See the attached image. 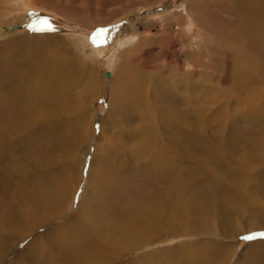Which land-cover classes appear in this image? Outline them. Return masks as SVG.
Here are the masks:
<instances>
[{
	"label": "bare ground",
	"instance_id": "bare-ground-1",
	"mask_svg": "<svg viewBox=\"0 0 264 264\" xmlns=\"http://www.w3.org/2000/svg\"><path fill=\"white\" fill-rule=\"evenodd\" d=\"M237 1L223 0L216 4L217 11L226 16L216 17L210 11L209 19L216 17L218 26L208 19L204 23L200 21L199 15L207 0L190 3L183 0L171 10L175 0L159 5L166 11L163 17L178 15L184 19L185 32L193 31L195 36L206 40L209 36L215 38L214 52L220 54L223 48L244 50L234 54H240V59L250 64L251 75L246 82L263 86L264 0H239L243 13L240 18L235 16ZM50 4L63 8L74 6L69 0H26L25 5L49 14L51 11L43 8ZM144 7L136 8V16L142 15L139 12ZM81 9L84 11L85 7ZM5 13H0V38H10L0 42V264H139V260H156L155 253L143 250L168 236L169 239L195 238L191 243L177 246L180 262L172 264H229L231 251L225 250L222 241L245 232L234 228L230 218L264 203V172L254 175L256 183L248 177L256 166L264 163L263 111L253 107L255 115L249 122L250 129L206 155V146L193 139L188 128L176 126V119L164 121L168 110L154 109L165 115L160 118V130L149 128L145 137L137 141L139 153L150 161L148 165L132 172L123 163L114 164L107 148L97 157L94 151V158L86 166L88 169L85 170L86 162L80 168L70 195L68 177L76 171L70 162L71 156L77 142L87 139L82 125L89 126L88 119L81 124L80 117H72L83 111L76 100H70V89L77 82L74 77L79 74L69 67L70 60L49 59L48 55L46 58L45 48L57 38L11 37L14 30L28 24L29 16L6 19ZM15 24L18 25L15 27ZM134 26L123 23L121 26L117 22L116 28L109 27L112 44L120 38L132 44L137 36L129 33ZM201 28L209 29L211 35L205 36ZM93 41L87 42L88 45ZM215 63L220 65V59ZM245 68L234 69L243 72ZM133 77H127L126 83V75L121 76L120 81L125 82L123 86L120 84L122 89L118 81L111 84V91L117 86L120 87L117 91H122L119 93L122 99L110 96L112 107L118 100L122 110L139 103L142 111L146 96L157 98L150 91L143 94L142 89L149 86L148 80ZM258 88L252 86L251 95L248 94L250 105L253 101L264 103V91ZM93 136L92 130L81 161L91 153L89 145ZM233 154L239 155L237 160L227 162ZM84 176L87 182L80 203L67 219L58 223ZM220 213L226 218L219 219L217 224L215 218ZM42 228L46 229L37 235ZM261 229L264 226L247 232ZM34 234L37 236L19 249ZM243 250L232 264H264V241L247 244ZM138 252L137 257H131ZM12 253L15 255L11 256Z\"/></svg>",
	"mask_w": 264,
	"mask_h": 264
},
{
	"label": "rangeland",
	"instance_id": "rangeland-1",
	"mask_svg": "<svg viewBox=\"0 0 264 264\" xmlns=\"http://www.w3.org/2000/svg\"><path fill=\"white\" fill-rule=\"evenodd\" d=\"M69 1L71 4L74 2L72 4V6L74 5L73 7H64V9L63 6H54L56 4L54 3L49 5V7L53 8L52 10H49V7L43 8L45 9L44 11H51L48 14L41 10L28 9L25 5L26 0H1L0 13L6 12V19H15L25 14L29 16L28 24L14 30L15 34H12L11 37L25 36V39L28 37H37L36 39H39L45 35L51 38L54 37V39L57 38V41L53 42L54 44H50L45 48L46 58L49 56V59L61 57V59L70 60L69 67L71 66L74 73L79 74L74 77L77 82L70 89V100L77 101L80 106L79 109L83 110L81 112L84 115L79 112L72 117L74 119L80 117L81 124L88 119L89 126L85 127L82 125V128L84 127V130H86L85 137L87 139L77 142L71 156L70 162L75 165L73 167L76 171L71 175L72 177H68L67 187L70 195L77 182L80 168L86 162L85 170L88 169L86 166L88 162L91 163L94 151L97 157L99 152L102 153L107 148L111 152L114 164L118 163L121 166L123 163L132 172H136L148 165L150 161L139 153L137 141L141 137H145L149 128H151L150 130L154 129V131L160 130L161 119L165 115L159 111L156 112L154 109L168 110L169 113L164 121H168L170 118L173 121L176 119V126L188 128L194 136L193 139H197L206 146V155L213 154L211 150L220 148V145H228L230 141H235L233 138L250 129L251 123L249 124V122L255 115L252 110L253 107L261 109L264 114L263 102L253 101L252 105L248 103L247 98L249 93L251 95L252 86H259L258 90L263 92L264 85L260 86V84L255 83L251 86L250 83L246 82L248 75H251L250 70H248L250 64L244 59L241 60L240 54H234L235 51L244 53V50L233 48L235 50L230 51L228 48H223L220 54L219 51L214 52L212 48L217 45V40L209 36L211 35L208 32L210 31L209 29L206 28L207 31L201 28L202 33L205 36H209L206 40L195 36L193 31L185 32L184 19L182 17L178 15L166 17V14L164 17L162 16L166 11L162 10L163 6L159 5V3L169 0ZM182 1L175 0L169 10L177 7ZM191 1L193 2V0H189V3ZM222 1L207 0V6L200 12V21L204 23L208 19L213 25L218 26L219 23L215 18L220 17V14L226 16L225 13L217 11L218 7L216 4H220ZM240 5L241 2L238 0L235 11L237 18L243 15ZM154 6L160 7L155 8ZM38 7L40 9L41 6L39 5ZM83 7H85V12L81 9ZM140 7H144V10L142 9L139 12L142 15L136 16V8L139 9ZM155 9H157V12ZM132 11L133 13H131ZM210 11L217 15L213 20L212 18L209 19L211 16ZM151 15L155 17L152 18ZM75 17L78 19H74ZM114 17L116 20L112 21ZM79 19L81 20L79 21ZM121 21L123 24H127V27L135 24L132 32L129 33H136L135 35L137 36L132 44H128V41L123 38H120L114 44L110 40L108 28L111 26L116 28L117 22L122 26ZM138 21L140 23H137ZM104 24L106 26H102ZM17 25L15 24L14 26L16 27ZM3 27L5 28L6 26L3 25ZM112 32L110 31V33ZM116 33H119V31ZM9 38H0V42ZM94 39L96 41H93ZM92 41L94 43L88 45L87 42ZM219 59L221 66L215 63ZM241 66L246 67L243 72L236 70L237 67ZM107 72L109 73L108 80L106 79ZM124 75H126V83H128L131 76L132 78L136 76L137 79H141L142 76V80H148L147 85H149L142 89V91L144 90L143 94H147L146 91H150L149 93L153 96L156 94L157 98L146 96L148 97L146 98L147 102L144 104L142 111L139 103H134L135 106L132 104L134 108L127 106L123 110L118 100H116L115 106L113 105L112 107V104H110V96L115 97L117 95L120 96L118 99H122L121 94H119L122 91H117V89L120 88V84H125L122 79L120 81L121 76L124 77ZM111 78L113 80L108 82ZM116 81H118L117 85L119 86L111 91V84L116 83ZM122 86L120 89H122ZM92 130L94 136L93 141L89 145L91 153L89 152L90 154L83 159L84 161H81L82 155L86 152L87 144L90 141L89 136L92 134ZM237 157L239 155L233 154V157L228 159L227 162H235ZM263 169L264 163L256 166L248 174V177L256 180L254 175L264 172ZM84 173L86 172L84 171ZM86 182V176H84L83 181L75 187L77 190L74 198H72L71 202L68 200L66 203L63 209L64 212L61 213V217L57 221L58 223L67 219L77 208ZM256 182L257 180L254 181V183ZM224 218L226 216L220 213L218 218H215L216 223L218 224ZM229 221L234 228L245 230L239 236L230 237L222 241L225 250L231 251L229 264H232L240 253L244 251L243 249L247 244L264 241V229L247 232L252 228L264 226V203L234 214ZM45 229H40L36 234L39 235ZM36 234L22 242L19 249L36 237ZM193 239L195 240L191 236L176 237L174 239H169V236L163 237L161 243L151 245V247L149 245L146 250H143L155 253L156 260L155 258L147 262L139 260L138 263L172 264L177 260L180 262L177 246L191 243L194 241ZM216 244L219 246L220 243ZM140 252L134 253L131 257H137ZM14 255L15 253L11 254V256ZM158 260L160 263H158Z\"/></svg>",
	"mask_w": 264,
	"mask_h": 264
},
{
	"label": "water",
	"instance_id": "water-1",
	"mask_svg": "<svg viewBox=\"0 0 264 264\" xmlns=\"http://www.w3.org/2000/svg\"><path fill=\"white\" fill-rule=\"evenodd\" d=\"M106 77H109V73L108 72L106 73Z\"/></svg>",
	"mask_w": 264,
	"mask_h": 264
}]
</instances>
